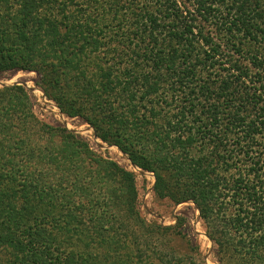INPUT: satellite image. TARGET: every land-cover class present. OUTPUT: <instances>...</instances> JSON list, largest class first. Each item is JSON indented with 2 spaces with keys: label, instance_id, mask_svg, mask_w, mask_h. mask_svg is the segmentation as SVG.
I'll return each instance as SVG.
<instances>
[{
  "label": "trees",
  "instance_id": "trees-1",
  "mask_svg": "<svg viewBox=\"0 0 264 264\" xmlns=\"http://www.w3.org/2000/svg\"><path fill=\"white\" fill-rule=\"evenodd\" d=\"M10 71L194 203L219 264H264V0H0ZM179 237L134 173L0 89V264H197Z\"/></svg>",
  "mask_w": 264,
  "mask_h": 264
},
{
  "label": "rangeland",
  "instance_id": "rangeland-1",
  "mask_svg": "<svg viewBox=\"0 0 264 264\" xmlns=\"http://www.w3.org/2000/svg\"><path fill=\"white\" fill-rule=\"evenodd\" d=\"M22 86L32 103L34 115L52 128L66 129L99 158L118 164L136 176L138 190V209L142 218L149 224L162 227L180 225L182 237L175 241L180 252H190L197 264H219L216 246L209 240L199 210L192 202L175 205L170 200H161L155 196L156 183L152 173L144 172L132 164L128 156L117 147L102 142L93 128L79 118H68L61 113L56 104L47 99L38 86V76L31 72L10 71L0 73V89ZM195 249V250H194Z\"/></svg>",
  "mask_w": 264,
  "mask_h": 264
}]
</instances>
